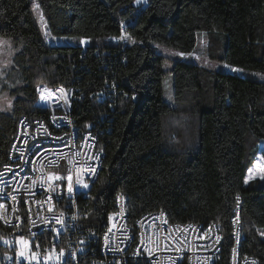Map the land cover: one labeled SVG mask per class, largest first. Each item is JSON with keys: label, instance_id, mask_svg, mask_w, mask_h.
Returning a JSON list of instances; mask_svg holds the SVG:
<instances>
[{"label": "trees", "instance_id": "obj_1", "mask_svg": "<svg viewBox=\"0 0 264 264\" xmlns=\"http://www.w3.org/2000/svg\"><path fill=\"white\" fill-rule=\"evenodd\" d=\"M138 1L37 0L43 33L31 0H0V39L12 48L0 61V167L19 118L39 116V84L76 96L72 120L84 130L109 111L99 92L117 80V109L99 144L101 170L89 195L80 196L84 227L100 229L122 194L132 232L139 218L160 209L171 224H216L224 238L218 264H229L237 209L239 257L264 264V178L246 182L264 141V81L172 60L170 105L163 88L169 58L155 46L185 55L206 33L212 59L264 75V0H146L144 9ZM134 16L127 62L104 67L98 52L114 49L109 40ZM220 36L227 41L222 56ZM80 39L89 41L84 53L75 45ZM71 109L64 99V112ZM8 229L0 221L1 237Z\"/></svg>", "mask_w": 264, "mask_h": 264}, {"label": "built area", "instance_id": "obj_2", "mask_svg": "<svg viewBox=\"0 0 264 264\" xmlns=\"http://www.w3.org/2000/svg\"><path fill=\"white\" fill-rule=\"evenodd\" d=\"M147 6L145 1L142 9ZM136 22L134 16L123 25L114 49L98 52L104 67L127 62L126 46ZM88 44L86 39L75 41L82 53ZM99 97L109 111L82 130L72 126L76 96H68L64 86L36 87L39 116L19 118L9 161L0 167V218L9 221L4 237H10L2 243L0 235V264H218L224 238L216 224H171L160 209L139 218L132 232L122 194L116 198L118 214L105 216L98 230L84 227L80 196L89 195L101 170L104 152L99 144L117 109V80L103 87ZM64 99L73 102L71 112H64ZM75 130H82V137H75ZM9 175H17V184H8ZM242 225L236 209L229 264H236L240 253ZM116 235L124 236L128 252H120ZM19 239L26 242L24 248ZM250 258L244 256V264Z\"/></svg>", "mask_w": 264, "mask_h": 264}, {"label": "rangeland", "instance_id": "obj_3", "mask_svg": "<svg viewBox=\"0 0 264 264\" xmlns=\"http://www.w3.org/2000/svg\"><path fill=\"white\" fill-rule=\"evenodd\" d=\"M145 1L146 0H139L137 2V5L144 3ZM31 9H32L34 17L36 18L38 22V25L41 31L44 33L43 25L45 23V19L43 17V13L41 11V8L37 0H31ZM109 42L115 43V39L109 40ZM219 44H220L219 45V56H222V53L225 51L226 45H227V41L225 37L220 36ZM155 46L158 48L159 53L161 55H163L166 58H169V60H166L164 63V69L166 71V76L164 77V80H163V88H164V99L170 105H174V85H173L172 74L170 73V70L173 66L172 60H182L185 62H189L191 64L205 68L206 70H210L212 72L233 73L239 76L251 75V76L257 77L260 80L264 81V75H260L258 73L244 70V69H239L240 71H233L232 69H236V68L229 67L228 65H226L225 63H223V61L219 59H212L210 55L214 53V50L210 51L209 38L206 33H199L195 50L191 53L185 54L184 56H181L180 54H176L170 48H166L160 45H155ZM11 50L12 48L10 44L5 40L0 39V61L1 62L5 61V57L8 56L7 54L10 53ZM78 133L79 135L82 134V132H80L79 130H78ZM257 145L258 146H257L256 161H255L254 166L250 168L248 171L246 182H250L258 178H264V141L261 140ZM9 239L10 237H3L1 238V242L6 243ZM17 244L19 247H23V248L25 247V241L22 239H19Z\"/></svg>", "mask_w": 264, "mask_h": 264}, {"label": "bare ground", "instance_id": "obj_4", "mask_svg": "<svg viewBox=\"0 0 264 264\" xmlns=\"http://www.w3.org/2000/svg\"><path fill=\"white\" fill-rule=\"evenodd\" d=\"M72 126L76 127L75 124L73 123V120H72ZM75 137H82V134L79 135L78 130H75ZM8 184H17V175H9ZM113 214H118V205L116 211ZM0 221L4 225L9 226V221L7 220V218H0ZM116 242L120 252H128V243L126 242L123 235H116ZM236 264H244V257H239V253H236ZM250 264H257V263L254 259L250 258Z\"/></svg>", "mask_w": 264, "mask_h": 264}, {"label": "snow or ice", "instance_id": "obj_5", "mask_svg": "<svg viewBox=\"0 0 264 264\" xmlns=\"http://www.w3.org/2000/svg\"><path fill=\"white\" fill-rule=\"evenodd\" d=\"M227 67V66H226ZM233 71H240L239 69H232ZM55 179H60V177H55ZM69 180V187H68V191L71 192L72 191V186H71V177H68ZM84 187H87V185L85 184ZM0 207H2V205H0ZM26 243V242H25Z\"/></svg>", "mask_w": 264, "mask_h": 264}]
</instances>
